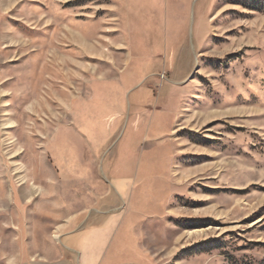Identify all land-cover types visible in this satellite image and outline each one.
<instances>
[{"label":"rangeland","instance_id":"374dc122","mask_svg":"<svg viewBox=\"0 0 264 264\" xmlns=\"http://www.w3.org/2000/svg\"><path fill=\"white\" fill-rule=\"evenodd\" d=\"M154 1L0 0V260L113 169L110 264H264V0Z\"/></svg>","mask_w":264,"mask_h":264},{"label":"crops","instance_id":"0c3cea01","mask_svg":"<svg viewBox=\"0 0 264 264\" xmlns=\"http://www.w3.org/2000/svg\"><path fill=\"white\" fill-rule=\"evenodd\" d=\"M155 2L156 0L149 12L154 11ZM140 12L148 16L145 9ZM138 106L136 104V107ZM136 145V140L129 139L122 150L124 152L125 149H131ZM124 156L125 153H119L114 159L115 162H120ZM130 160L133 162L136 159ZM108 176L113 183L112 186L107 187L114 200L111 206L113 208H107L110 204H106L102 199H96L95 204L102 207L101 210L89 211L86 215L82 210H70L60 217L59 221L53 220L48 223L40 218L43 210L47 211L49 205L40 204L41 209L37 217L23 226L22 239L19 240L22 245L15 254L1 259L0 264L112 263L113 259L118 257L123 235L122 226L125 224L121 204L130 193L132 180L126 175L116 173L113 169L109 170Z\"/></svg>","mask_w":264,"mask_h":264}]
</instances>
